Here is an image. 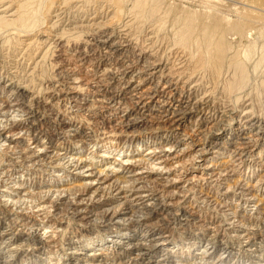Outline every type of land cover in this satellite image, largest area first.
<instances>
[{"label":"bare ground","instance_id":"bare-ground-1","mask_svg":"<svg viewBox=\"0 0 264 264\" xmlns=\"http://www.w3.org/2000/svg\"><path fill=\"white\" fill-rule=\"evenodd\" d=\"M223 1L0 0V264H240L205 202L264 264V0Z\"/></svg>","mask_w":264,"mask_h":264},{"label":"rangeland","instance_id":"rangeland-1","mask_svg":"<svg viewBox=\"0 0 264 264\" xmlns=\"http://www.w3.org/2000/svg\"><path fill=\"white\" fill-rule=\"evenodd\" d=\"M168 2H170V3H174V5H177V6H180V8L182 7V8H190V9H192V8H194V6L196 5L197 7H198V9H199V7H210L208 4H206V0H167ZM173 1V2H172ZM214 1V0H213ZM236 1V2H235ZM194 4V6H193V4ZM198 3V4H197ZM213 4L214 3H211V7H213ZM196 7V8H197ZM241 8H244V7H242V5L239 3V0H225V1H223V3L221 4V7L219 8L220 10H221V12H227L229 15H231L232 16V18L234 19V20H236V18L242 13V10H241ZM239 9V10H238ZM262 27H264V24L262 25ZM249 37H247L243 42L244 43H247L248 41H249ZM55 52H53V53H51V55L48 57V59H47V67L49 68L51 65H52V63L51 62H58L57 60L59 59V58H57L55 55L52 57V55L54 54ZM257 54H259V51L257 50L256 52H255V55H254V57H253V61H252V63L253 62H255V60H257L258 58H259V55H257ZM52 57V58H51ZM55 58H56V60H55ZM59 61H60V59H59ZM55 64V63H54ZM52 71H53V69H52ZM255 75V76H254ZM260 78V79H259ZM264 78V62L261 64V66L259 67V69L258 70H256L255 72H252L251 73V81H250V85L248 86V88H247V90H251V93H252V95L253 94H256V95H254L255 96V100L257 101L256 102V105H257V109H259V111H261V110H263L264 109V101L262 100L263 99V96L261 95V89H260V85H259V83L261 84V82L264 80L263 79ZM260 80V81H259ZM259 81V82H258ZM256 83H257V85H256ZM252 85V86H251ZM255 86V88H253ZM250 87H252V89H253V91H252V89L250 88ZM258 87V88H257ZM257 91H256V90ZM254 90L256 91V92H254ZM263 94V93H262ZM259 102V103H258ZM261 102V103H260ZM262 106V107H261ZM262 108V109H261ZM258 111V112H259ZM261 113H264V110L263 111H261ZM260 112H259V114H261ZM227 155V154H226ZM247 166V165H246ZM245 167V166H244ZM246 168V169H245ZM245 168H242V170H241V172H240V176H242V175H244L245 174V172H247V168L248 167H245ZM50 182V175H48V174H45V173H41V174H36V175H33V173H29V174H27L26 176H25V183H26V185L28 186V187H32V186H34L36 183H49ZM261 191V192H260ZM263 192H264V189H261V190H259L258 191V194L259 195H262L263 194ZM207 204V205H206ZM202 206H204L203 208H202ZM207 206H209V207H207ZM210 205L208 204V203H202V205L200 204V208H201V210H202V212H200V216H201V218L202 219H198V223L199 224H201V225H206V226H221L220 228L222 229H219V231H218V236H216V244H215V248L216 249H218L219 248V243L218 242H220V240H221V242H226L227 244L229 243V245H232L233 246V248H234V251H235V255L234 254H232V256H231V259H230V262L231 261H233V260H235L236 258V260L237 261H239L240 262V264H250V262L247 260V258L245 257V256H243L244 255V253L245 252H243L244 250L242 249V248H238V250H240V251H242V252H237L238 250H237V243L239 242L238 241V238L236 237V236H234L235 234L234 233H232V232H229V231H227V232H225V231H223V229H225V227L227 228V226H226V220H224L225 218H223L222 216H221V212L218 210V208H212L211 207V209H210ZM244 207H246V206H243V205H241V209L242 210H244L243 208ZM206 208H209V211H207V209ZM206 209V210H205ZM215 209V210H214ZM211 211V212H210ZM208 212V213H207ZM204 214V215H203ZM210 214H212V215H210ZM214 214V215H213ZM69 215V214H68ZM67 215V216H68ZM218 215V216H217ZM67 216H66V218H67ZM208 216V217H207ZM244 217H246V218H244V219H246L245 220V222H244V224L245 225H249L250 227H252V228H260V225H261V221L259 220V219H257V217H255V216H253V215H251L250 213H245L244 215H243ZM253 216V217H252ZM70 217V215L68 216V218ZM216 217H218V218H216ZM206 218V219H205ZM220 218V219H219ZM204 219V220H203ZM222 220H223V222H222ZM235 220H238V221H236V222H238L239 223V219H235ZM247 220H249V221H247ZM251 220V221H250ZM257 222V223H256ZM221 225H220V224ZM224 225H223V224ZM216 224V225H215ZM259 224V225H258ZM254 226V227H253ZM255 228V229H256ZM191 229H188V231H190ZM222 233H221V232ZM175 233V235H176V237H178L179 236V234L182 232H180V230H175L174 231ZM185 232V231H184ZM201 234H203V233H201V231L198 229V235H200L201 236ZM220 234V235H219ZM224 236H223V235ZM230 234V235H229ZM232 234H234V235H232ZM185 235H187V234H185ZM209 235H211V234H209ZM185 237H187V236H185ZM248 237H252V235H248ZM206 234H204V236L203 237H201V244H200V246L201 245H204L206 242H205V240H206ZM225 238V239H224ZM227 238H229V239H227ZM231 238V239H230ZM224 239V240H223ZM234 239V240H233ZM245 239H247V238H244V240L243 239H240V242L242 241V243L243 242H245L246 240ZM231 240V241H230ZM233 240V241H232ZM236 243H235V242ZM259 240H257V242H258ZM243 245V244H242ZM260 249H262V254L264 255V244H260ZM199 248V247H198ZM221 248V247H220ZM222 253V251L221 250H216V253L214 254V259L213 260H215V257L218 255V254H221ZM237 254V255H236ZM240 254V255H239ZM243 258V259H242ZM32 260V258L31 259H29V260H27L28 262H30ZM254 261V260H253ZM256 261V260H255ZM254 261V262H255ZM33 262V263H32ZM257 262V261H256ZM31 264H36V262L35 261H31Z\"/></svg>","mask_w":264,"mask_h":264}]
</instances>
